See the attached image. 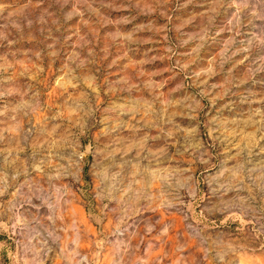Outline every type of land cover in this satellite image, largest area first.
I'll return each instance as SVG.
<instances>
[{
  "label": "rangeland",
  "instance_id": "1",
  "mask_svg": "<svg viewBox=\"0 0 264 264\" xmlns=\"http://www.w3.org/2000/svg\"><path fill=\"white\" fill-rule=\"evenodd\" d=\"M0 264H264V0H0Z\"/></svg>",
  "mask_w": 264,
  "mask_h": 264
}]
</instances>
